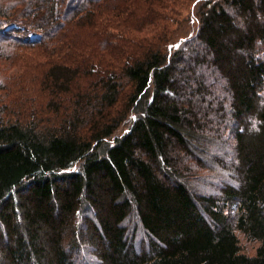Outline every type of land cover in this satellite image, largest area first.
I'll return each mask as SVG.
<instances>
[{
	"label": "trees",
	"instance_id": "16d2710c",
	"mask_svg": "<svg viewBox=\"0 0 264 264\" xmlns=\"http://www.w3.org/2000/svg\"><path fill=\"white\" fill-rule=\"evenodd\" d=\"M168 1L0 0L2 51L153 32L113 69L53 54L48 107L0 108V264H264V0H193L180 37Z\"/></svg>",
	"mask_w": 264,
	"mask_h": 264
},
{
	"label": "rangeland",
	"instance_id": "374dc122",
	"mask_svg": "<svg viewBox=\"0 0 264 264\" xmlns=\"http://www.w3.org/2000/svg\"><path fill=\"white\" fill-rule=\"evenodd\" d=\"M193 0H169L166 2V9L163 11L168 15L164 24V30L170 36L174 34L176 37L185 35L190 25L187 20L192 16ZM183 22L177 30V22ZM166 25V27H165ZM177 30V31H176ZM106 31H113L119 34V30L107 27L104 32L96 31L91 27L78 28L77 32H72L70 36L61 34L62 38L54 46L52 42L48 44V51L53 54L62 55V51L69 54L68 57L83 54V57L95 63L97 68H106L121 65L123 57L127 51L138 50L140 45H145L142 39L149 38L153 32L149 34H126V38L115 40L113 36ZM161 31V30H160ZM176 31V32H175ZM120 35V34H119ZM132 35L136 38L132 39ZM173 36V37H175ZM38 36H34L36 38ZM68 37L66 40L65 38ZM72 42V51H66L67 42ZM146 42H149L148 40ZM5 51L0 50V108L2 106L16 105L19 106L24 102L28 104H44L48 107L51 101V94L42 85L41 79L49 69L52 62L51 56L32 53L23 48L8 46ZM60 49V50H58ZM125 51V53H124ZM61 52V53H60ZM71 54V55H70ZM55 57V56H54ZM49 58V59H48ZM113 69V68H112ZM89 81L88 78L81 80L80 84ZM241 238L242 250L248 255H254L258 243Z\"/></svg>",
	"mask_w": 264,
	"mask_h": 264
},
{
	"label": "bare ground",
	"instance_id": "6f19581e",
	"mask_svg": "<svg viewBox=\"0 0 264 264\" xmlns=\"http://www.w3.org/2000/svg\"><path fill=\"white\" fill-rule=\"evenodd\" d=\"M10 29V28H9ZM22 35V34H21ZM3 44V43H2Z\"/></svg>",
	"mask_w": 264,
	"mask_h": 264
}]
</instances>
